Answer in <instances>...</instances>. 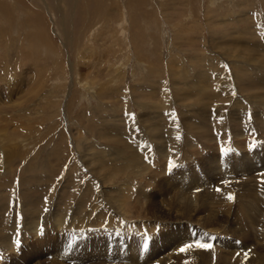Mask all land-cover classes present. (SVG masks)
<instances>
[{"label":"rangeland","instance_id":"1","mask_svg":"<svg viewBox=\"0 0 264 264\" xmlns=\"http://www.w3.org/2000/svg\"><path fill=\"white\" fill-rule=\"evenodd\" d=\"M261 173L264 0H0V264H264Z\"/></svg>","mask_w":264,"mask_h":264},{"label":"snow or ice","instance_id":"2","mask_svg":"<svg viewBox=\"0 0 264 264\" xmlns=\"http://www.w3.org/2000/svg\"><path fill=\"white\" fill-rule=\"evenodd\" d=\"M224 67H228V66H227V65H224ZM235 94H236V93L234 92L233 95H235ZM172 115H173V117L176 116L175 113H172ZM131 118H132V119H135V115L132 114ZM137 131H139V129H137ZM253 147H255V145H253ZM260 183H261L262 185H264V173H261V174H260ZM198 190H199V189H198ZM216 191H218V192H222L223 189H221V188H217ZM226 199L229 200V201H233V200L235 199V195H234L233 193H228L227 196H226ZM17 243H19V241H18ZM196 244L206 245V246H209V245H210V247H208L207 249H211V248L214 247V244H213L212 242H199V241H198V242H196ZM191 247H193V244H192V243L185 244V245L180 249V251H181V252H185V251H187V250H188L189 248H191ZM0 258H2V256H0Z\"/></svg>","mask_w":264,"mask_h":264},{"label":"bare ground","instance_id":"3","mask_svg":"<svg viewBox=\"0 0 264 264\" xmlns=\"http://www.w3.org/2000/svg\"><path fill=\"white\" fill-rule=\"evenodd\" d=\"M39 13V12H38ZM44 36V35H43ZM46 36V35H45ZM42 38H44V37H42ZM41 41H42V39H41ZM187 202V201H186Z\"/></svg>","mask_w":264,"mask_h":264}]
</instances>
